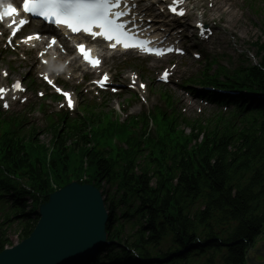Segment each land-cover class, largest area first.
<instances>
[{
  "label": "trees",
  "instance_id": "1",
  "mask_svg": "<svg viewBox=\"0 0 264 264\" xmlns=\"http://www.w3.org/2000/svg\"><path fill=\"white\" fill-rule=\"evenodd\" d=\"M236 85L264 94V56L259 67H245ZM260 112L257 124L237 134L208 130L190 149L183 140H173L172 150L159 146L155 166L145 158L140 164L136 156L108 162L99 150L89 151L75 127L49 133L55 153L47 164L36 135L8 140L0 129V164L11 177L0 178V187L24 213L27 198L34 206L47 199L51 177L64 186L69 174L82 173L86 157L91 183L111 184L121 195L105 203L108 240L119 250L113 264H132L130 253L139 259L136 264H243L264 229V104ZM132 200L133 207L126 206ZM119 207L127 209L120 217L131 219L128 230L116 225ZM26 218L21 239L37 221ZM4 244L0 240V251Z\"/></svg>",
  "mask_w": 264,
  "mask_h": 264
},
{
  "label": "snow or ice",
  "instance_id": "2",
  "mask_svg": "<svg viewBox=\"0 0 264 264\" xmlns=\"http://www.w3.org/2000/svg\"><path fill=\"white\" fill-rule=\"evenodd\" d=\"M122 2L123 0H23L22 9L25 14L31 17H39L49 25H55L56 28L65 27L72 33H84L93 40L98 37L102 38L104 41L109 42V46L113 50L119 45L125 50L138 49L149 55L163 56L165 50L149 47L151 41L140 39L134 30H129L127 25L122 22L123 17L128 15V6H125L123 10L121 9ZM180 3H183V0H173L169 11L182 17L185 15L184 11H177V5ZM17 15H19L17 7H14L11 3H3L0 0V21H3L6 17L13 18ZM26 23H28L27 20L20 19L18 26H16V22L13 20V24L10 25V27H13L11 36L14 37L16 32ZM197 27H201V25H197ZM206 31L208 30L206 29ZM200 35L204 36V33L201 32ZM40 38L37 34L27 37L23 42L28 43L31 40ZM9 43H11V38ZM51 43L55 44L56 40L53 39ZM78 51L92 67L99 65L100 60L93 58L90 51L86 50L83 45L78 46ZM167 51L181 50L169 48ZM166 77L167 72L164 73V78ZM106 80L107 74L104 76V81ZM48 82L52 83L50 80ZM99 83L103 87V82ZM140 87L145 86L141 84ZM13 89L23 91L19 82L13 86ZM56 91L60 92L61 90L57 88ZM4 92V89H0V98H2ZM63 95L67 99V106L71 108L73 102L70 95L68 93H63ZM4 107L7 108L8 104L5 103Z\"/></svg>",
  "mask_w": 264,
  "mask_h": 264
},
{
  "label": "water",
  "instance_id": "3",
  "mask_svg": "<svg viewBox=\"0 0 264 264\" xmlns=\"http://www.w3.org/2000/svg\"><path fill=\"white\" fill-rule=\"evenodd\" d=\"M83 189L74 187L64 190L62 200L59 199L53 206L42 210L38 226L23 242L38 244L33 254L24 252L22 244L11 251L1 253L0 264H60L74 260L77 252L89 251L91 245L102 240L105 214L99 195L94 189ZM51 239L56 243L46 247L40 244L50 243ZM263 246L264 243H261L251 250L245 257L246 263L257 264L255 258H263Z\"/></svg>",
  "mask_w": 264,
  "mask_h": 264
},
{
  "label": "rangeland",
  "instance_id": "4",
  "mask_svg": "<svg viewBox=\"0 0 264 264\" xmlns=\"http://www.w3.org/2000/svg\"><path fill=\"white\" fill-rule=\"evenodd\" d=\"M245 1V10H249L252 14L257 16V21H250L245 15L244 11H240L238 8H235V12L231 14L227 13L222 16L220 29L218 31V41L221 46V52L224 54L225 60L226 56L229 55L230 58H236L239 54H253L255 51V47L251 46L252 43L256 41L264 42V32L262 27L259 26V23L263 22L264 16V0H259V5L262 7V13H256L253 10V6L256 5L257 0H244ZM256 2V3H255ZM253 5V6H250ZM256 7V6H255ZM255 23V24H254ZM230 29V30H229ZM248 49V50H247ZM247 50V51H246ZM234 60V59H233ZM230 63V62H229ZM234 62L230 63L231 67L234 66ZM2 65L5 66L6 62H2ZM26 71L25 69L19 70L14 74L15 77H18L22 73ZM147 80L151 84L150 77H147ZM111 106V104H110ZM42 141H46V138H41ZM108 191V190H106ZM105 191V193H106ZM104 199V197H103ZM19 227L16 222L8 228L7 237L9 241L13 244V246L17 245L19 241ZM12 246V247H13ZM10 249V248H7ZM261 253L264 258V246L261 249ZM259 256H256V259Z\"/></svg>",
  "mask_w": 264,
  "mask_h": 264
},
{
  "label": "bare ground",
  "instance_id": "5",
  "mask_svg": "<svg viewBox=\"0 0 264 264\" xmlns=\"http://www.w3.org/2000/svg\"><path fill=\"white\" fill-rule=\"evenodd\" d=\"M56 242H55V240H53V239H51L50 240V243H47V242H41L40 244L42 245V246H49L50 244H55ZM24 245V246H22V250H24V252H26V253H30V254H33L36 250H37V248H38V244L37 243H32V244H24L23 242H21V245Z\"/></svg>",
  "mask_w": 264,
  "mask_h": 264
},
{
  "label": "flooded vegetation",
  "instance_id": "6",
  "mask_svg": "<svg viewBox=\"0 0 264 264\" xmlns=\"http://www.w3.org/2000/svg\"><path fill=\"white\" fill-rule=\"evenodd\" d=\"M260 237H261V239L259 241H264V233ZM259 241L257 240V242H259ZM257 242H255V243H257ZM255 262H257L259 264H264L263 260L259 257H257V259L255 258Z\"/></svg>",
  "mask_w": 264,
  "mask_h": 264
}]
</instances>
